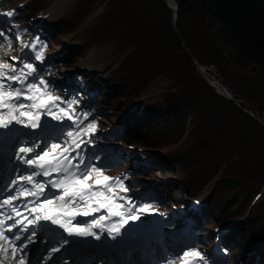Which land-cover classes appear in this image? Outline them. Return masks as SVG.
Wrapping results in <instances>:
<instances>
[{
  "label": "rangeland",
  "instance_id": "obj_1",
  "mask_svg": "<svg viewBox=\"0 0 264 264\" xmlns=\"http://www.w3.org/2000/svg\"><path fill=\"white\" fill-rule=\"evenodd\" d=\"M54 1L30 0L29 7L34 8L35 11H42L41 16L32 21V24H29L28 28H33L30 33L42 35L45 32V26L49 28L59 19L63 20L60 29H64L63 31L71 29L73 32L63 34L61 30L59 33L57 31L53 33V41L50 43L52 52L49 53L51 58L50 61L47 60L45 63L49 70H44L46 66H42L29 82L38 83L42 77L47 81L48 91L54 95L63 97L69 94L68 99L78 101L77 104L73 105L77 113H81L82 107L89 108L91 106L96 110L100 130L97 134L92 135L91 143L86 145L83 151L84 156H90V164L88 165H103L104 168H108L103 174L111 176L121 175L123 173L120 172H125L126 168L130 169L129 165L132 160L148 162L146 166L130 169V172H128L130 177L125 181L128 187L127 193L117 192L118 188H115L114 192L130 199L136 192L145 188L147 191L144 194L141 193L140 197L145 195L148 200H157L166 209L181 205L183 209L185 206L188 207L190 204L189 199L185 198L176 203L170 199L171 194L180 195L184 190L192 193L195 192L197 187L203 185L197 191V196L204 199L211 194L209 199L213 216L210 219L214 221L213 225L219 224L216 225L215 229L217 230L225 222L229 221V224L231 220L233 223L238 222L236 230H239V234L242 236L230 239V245L235 251L237 250L234 242L238 239L243 238L249 245L252 242L264 241V196L262 195L256 202L252 201L249 204L253 183L264 177V125L248 113L249 111L253 115L264 119V88L260 87L259 84V69L257 67L254 70L245 68L237 72L234 65L225 62L220 57L218 59L219 64L202 62L199 60V56L203 55L209 58L214 55L216 50L220 51L218 39H215V49L212 44L206 42L204 34L201 32L200 23L202 24V22L189 15L188 20L183 22L182 30H187L190 44L193 47V50H191L181 36L177 22L175 26L173 25L171 12L170 17H168L166 12L159 8L153 0H122L123 2L128 1V12L125 19L118 17L122 13L121 3L115 4L118 0H67L47 19L42 20L43 14L48 11ZM166 1L173 6L172 0ZM107 3H109L108 7L115 8L111 10L112 18L103 22L104 12L102 10H104ZM91 5H95L94 10L88 13ZM102 5L103 8L99 9ZM166 8L170 11L167 6ZM12 11L13 9L0 11V31L13 44L12 48L8 49L5 46L2 48L0 60L9 61L12 57H19L21 53H26L24 52L26 48L30 50L29 58L32 54V50L29 47H24L21 41L20 44H17L18 41L15 39L16 27L9 21V16L5 15ZM129 13L132 16L131 19ZM114 15H117V18L113 17ZM125 21H129L131 24L129 28L125 26ZM0 40H2L1 37ZM34 42L35 40H30L25 45H31ZM142 42L144 45L136 50ZM16 44L18 47H16ZM72 48H78L76 52L79 58H73L71 67H64L59 61L57 63L55 59L52 60L55 54L54 51L61 49L56 54L59 57L60 55L65 56ZM190 53L201 63L199 64V70L208 76L213 86L198 71L190 57ZM132 54H134L132 57L126 59L127 55ZM3 55H9V57L5 58ZM24 56L27 58L26 54L21 55V57ZM33 58L27 59V62L30 61L35 65L37 61ZM209 65H213L216 72ZM78 72L82 75L86 72L95 73L96 77L93 80V85L100 83L101 79H105L102 85L108 82L111 87H114L119 79L120 84L118 86L121 85V89L126 94L120 98L112 97L111 106H109L111 110L105 111L101 108V104L110 95V91L103 88L96 99L93 101L92 98L91 100V96L86 91L80 90L77 82L73 80V74ZM120 79H122L121 82ZM198 80H203L205 84L213 89L214 94L218 95L220 93L228 98L242 99L236 105L233 101L226 100L219 94V97L230 102L236 109L249 117H241L237 111H232L230 105L223 101L220 103L216 100L217 102L213 101L206 104L208 105L207 109L209 108L208 112H205L208 118L214 119L211 114L213 109L214 111L218 109L220 122L218 125L213 124L215 119L210 120L211 123L207 126L208 130L215 131V133L208 132L209 140L218 142H215V152L210 149V156L205 159L203 166L213 168L216 162H219L221 158L219 155L223 152V147H221L223 139L227 141H234L235 138L239 139L244 141L247 148L244 149L246 153L242 156V159L238 157L233 162L227 160L223 163L227 168L226 176L219 180L221 172L219 171L210 181L202 182L207 177L205 172L207 168L196 171L193 168L185 170L182 167V158L179 156L188 152L185 157H182L184 160L192 161L195 158L201 159L205 153L198 147L199 139L195 144L193 135L190 133L197 123L195 115L190 111L186 112L185 122L179 127L172 126V124L168 127L165 125L159 126L151 139L156 143L155 148H140L138 145H135V147L133 145L131 146L133 152L129 149L118 151L121 144L116 136L121 124L124 125L126 121L127 123L128 121L133 123L151 112L159 113L168 108L170 109L167 112H172L173 107L171 106L178 101L175 96L179 88ZM224 84L228 86L229 90ZM236 92L239 93L238 96L235 95ZM181 104L185 103L181 101ZM116 106L120 108L118 112L114 110ZM198 107L205 111L202 105ZM183 108L185 111L186 106L183 105ZM128 114H130V118L127 117ZM229 114L236 118L239 115L238 125L234 126L233 124L232 127L237 132V137L231 135L229 128L225 126L226 120L230 119ZM202 123L207 122L203 120ZM69 126L63 127L61 132H56L51 138V143L57 139L63 141L64 134H66ZM219 132L222 134L220 135ZM35 140H37V136L33 138V141ZM99 142H107L109 146L97 145L96 143ZM156 155L161 158L159 160L155 159ZM244 158L245 160H243ZM242 160L244 161L243 166ZM152 162L161 165L159 168L164 170H155L156 165L150 168ZM96 178V174H93V180ZM99 178L102 179V177ZM166 182L173 183L169 186ZM263 190L264 185L261 187V191ZM97 192L104 193V195L98 194L96 196V199L101 202L105 201V196L109 200L113 197V192H106L104 188L97 189ZM147 204L152 206L151 203ZM137 205H143V203L140 202ZM158 221L159 217L156 215H145L141 221L136 222L138 226H142L138 234L139 240L145 244L148 251L153 249L154 237L160 229L159 225L162 224L161 222L157 225ZM194 226L197 225L194 223ZM197 228L198 232L202 234V227L198 226ZM175 231L183 240L184 249L194 247L202 252L204 261L201 264H207L209 258L213 259L212 252L215 245L209 243L205 236H190L185 228H176ZM143 235L147 237V240L143 239ZM46 239L44 237L38 239L37 242L45 244ZM164 246L169 248L172 253L177 251L178 248L176 242L170 245L169 240L165 241ZM69 255L73 257L69 260L67 258L69 264H104L102 258L96 259L85 256L80 254L78 250L72 249V253H69ZM219 255L221 257V250ZM129 257H131L130 253ZM178 262L183 264L180 256H178ZM256 262L253 261L251 264H259Z\"/></svg>",
  "mask_w": 264,
  "mask_h": 264
},
{
  "label": "snow or ice",
  "instance_id": "obj_2",
  "mask_svg": "<svg viewBox=\"0 0 264 264\" xmlns=\"http://www.w3.org/2000/svg\"><path fill=\"white\" fill-rule=\"evenodd\" d=\"M3 36L0 31V37ZM8 47L11 48V41ZM24 47L35 53V61H42L43 54L36 43ZM11 59L19 66L0 62V129L11 131L14 124L37 129L41 127L42 116L49 115L62 123L70 121L74 130L67 131L62 142L57 139L32 146L19 143L14 148L15 160L30 171L0 185V257L10 255L14 264H32L29 252L35 250L33 246L38 239L47 237L45 252L38 264H68L66 259L56 257L74 242L68 237L100 241L106 233V238L116 240L129 224L156 213L150 204L137 205L127 196L116 194L117 187L127 192L121 178L104 175L96 164L85 163L83 148L91 143L97 125L88 123L81 127L87 113H77L73 105L78 101L54 95L48 91L47 81L42 77L38 83L29 82L36 71L34 64L19 57ZM33 90L41 95H33ZM93 174L97 176L94 180ZM99 188L113 192L111 200L105 196V202H93V197L104 195L97 192ZM49 190L52 195H48ZM79 218L91 219L81 223ZM109 220L114 223L108 224ZM56 230L60 235L53 240L48 233ZM184 258L192 259L185 261ZM180 259L183 264H201L204 255L193 247L184 251ZM0 264H3L2 259Z\"/></svg>",
  "mask_w": 264,
  "mask_h": 264
},
{
  "label": "trees",
  "instance_id": "obj_3",
  "mask_svg": "<svg viewBox=\"0 0 264 264\" xmlns=\"http://www.w3.org/2000/svg\"><path fill=\"white\" fill-rule=\"evenodd\" d=\"M153 1H155L158 4V7L161 8L164 12H166V15H168V17H170V11L166 8V5L161 0ZM176 1L178 3L177 26L181 31V36L183 37L186 44L191 48V50H193V47L190 44L191 41L187 35V30H182L183 22L188 20L189 15H191V17H196L202 22V24L200 23L201 32L204 34L206 42L212 44L215 49V39H218L220 51L216 50L214 55L209 58L201 55L199 56V60H201L202 62L219 64L218 59L220 57L223 58L225 62L234 65V68L237 72H240L242 69L245 68H251L252 70H254L257 67L259 69V84L261 85L260 87L264 88V0ZM119 2L121 3L122 13H120L118 17L125 19V16L128 12V1L123 2L122 0H118L115 4H118ZM29 5L30 0H23L21 2L20 0H0V8L2 7L4 10L14 9L12 11L13 15L9 18L10 21L18 24L19 31L21 32L20 36H22L24 39H27L31 35L30 32L32 29L28 28L29 24H32V20L39 18L42 13V11L40 10L35 11V9L29 7ZM94 6L91 5L88 13L94 10ZM108 6L109 3H107L104 10H102L104 12V15L102 17L103 22L112 18L111 10L115 7L112 8ZM113 17L117 18V15H114ZM131 18L132 16L130 15V19ZM62 21L63 20L59 19L57 22H54L53 25L49 28L45 26V32L42 35H39L36 45L37 49L41 50L43 55L45 53L52 52L50 48V43L53 41V33H55V31L59 33L62 30L63 34H70L71 32H73L71 31V29L68 31H63L64 29H60V24ZM125 26L127 28L131 26L129 21H125ZM142 45H144L143 42L136 48V50L141 48ZM73 49L74 48L70 49L65 56L60 55L58 57V55H55L53 59H55L57 63L59 61L64 67H71V62L73 58H79L76 52L78 48L74 50ZM133 55L134 54L130 56L127 55L126 59L132 57ZM95 75V73L91 72H86L83 75L78 72L73 74V80L77 82L80 90L86 91L91 96L93 94V101L96 99L97 95L101 93V91H103V88H106L108 91H110V95L107 97V99H104L103 103L101 104L102 109H104L105 111H110L111 109L109 106H111L110 102L112 97L120 98L125 96L126 93L121 89V85L118 86L120 84L119 79L114 87H111L108 82H105L104 85H102V82H104L105 79H101L100 83L93 85V80L96 77ZM121 81L122 79H120V82ZM238 94L239 93L236 92L235 95L238 96ZM175 97H177L178 101L174 103L176 105L173 104L171 106L173 107V109H171L172 112H167L170 109L168 108L167 110H163L159 113L151 112L149 113V115L142 116L141 119H139L138 121H134L133 123H130V121H128L127 123L126 121L124 125L121 124L119 126L116 139L126 145H138L140 148H155L156 143L151 141V139L154 137L153 133L158 130L159 126L165 125L168 127L172 124V126L179 127L185 122L187 114L186 112L190 111L195 115V118L197 120V123L193 126L190 133L191 135H193L195 144L198 142L199 139L198 147L205 151V153L201 159L195 158L192 161H189L187 159L184 160L182 157H185L186 154H188V152H186L185 154L179 156L182 158L181 164L185 170L193 168V170L197 171L202 170V168H207L203 166V162H205V159L210 156V149L215 152V142H218L209 140L208 132L215 133V131L208 130L207 126L211 123L210 120L214 119L215 120L213 121V124H218L220 122V113H218V109H216L215 111L213 109V113L211 115L214 119L208 118L205 112H208L209 108L207 109L208 105L206 104L216 100L220 103L221 101H223L224 103L230 105V109L232 111H237L241 117H249L243 114L239 109H236L233 104L226 101L227 99L223 100L221 97H219V94H214L213 89L210 88L207 84H205L203 80L191 82L190 85L186 84L185 86L180 87ZM181 101L185 104H181ZM183 105L186 106L185 111ZM200 105L204 107L205 111H203L201 107H198ZM89 108H91V106ZM119 109L120 108L116 106L114 110L118 112ZM162 112L167 113L163 114ZM229 116L230 119L226 120L225 126L226 128H229L231 135H235V137H237V132H235L232 127L233 124L234 126L238 125V116L237 118L235 116H231L230 114ZM87 117V124H95L96 122H98V114L96 110L93 109V107L91 111L87 114ZM203 120H206L207 123L203 124ZM219 134L221 135L222 133L219 132ZM229 141L223 139V143L221 145V147H223V152L219 155V157L221 158L219 159L218 163L216 162L213 168H207L205 170L207 177L202 182L210 181L217 175L219 171H221L219 174V180H221L227 174V168L223 163H225V161L227 160H231L233 162L238 157H241L242 159V156L246 153V151L244 150L246 148L244 141H241L236 138L234 139V141ZM243 160H245V158ZM243 160L242 166L244 162ZM153 163L154 162L150 164V168L156 165ZM159 167H161V165H156L155 170H164L163 168ZM166 183L170 186L173 182ZM263 185L264 177L253 183L251 187L252 195L249 199V204L252 201L256 202L262 195L264 196V190L261 191V187ZM202 186L197 187L195 189V192L192 193L188 192L187 190H184V192L180 193V195L171 194L172 196H170V199L176 203H178L179 201L181 202L185 198L192 199L193 197L197 196V191H199ZM210 195L211 194L206 196L201 201L194 213L186 212L183 217L190 215L193 221L195 222V225H197L196 227H202L201 235L205 236L209 243H215V241L219 238L220 248L224 253V260L222 259L221 264H251L253 263V261H257L259 264H262V262H264V241L261 240L257 242H252V244L249 245V243L243 240V238L238 239V241L234 242L237 250L235 251L234 248L230 245V239H232L233 237L242 236L239 234V230H236V225L238 222H234L233 224H231L222 233H220V230L226 224H228L229 221L223 223L221 226L218 227L217 230L215 229L216 225L219 224L213 225L214 221L210 219L213 216V211L210 207ZM175 220L176 224H181V219Z\"/></svg>",
  "mask_w": 264,
  "mask_h": 264
},
{
  "label": "bare ground",
  "instance_id": "obj_4",
  "mask_svg": "<svg viewBox=\"0 0 264 264\" xmlns=\"http://www.w3.org/2000/svg\"><path fill=\"white\" fill-rule=\"evenodd\" d=\"M58 1V2H57ZM67 0H55L54 2H53V4L54 3H56V4H52L53 5V7H52V5L49 7V9H48V11H45V13L43 14V18H42V20H45V19H47V17H49L56 9H58L59 7H61L62 6V4H64L65 2H66ZM173 1V5H175L174 4V0H172ZM0 9H3L2 7L0 8ZM35 20V19H34ZM34 20H32V21H34ZM34 24V23H33ZM31 39H29V41H30ZM62 49V48H61ZM60 49V50H61ZM17 57V56H16ZM45 57H48V55L46 54L45 55ZM19 58H21L24 62H27V58L24 56V57H19ZM30 62V61H29ZM8 63H10V64H17V66H19V64H18V62L17 61H13V60H11L10 62H8ZM85 63V62H84ZM81 69V68H80ZM30 78V77H29ZM81 85V84H80ZM14 87H19V85H13ZM33 95H36V96H40L41 94L40 93H37L35 90H33ZM56 96H58V95H56ZM228 96V95H227ZM60 97V96H59ZM43 97H41V99H42ZM63 100H65V98H63V97H61ZM24 103H28V101H23ZM63 106V105H62ZM74 107V106H73ZM75 108V107H74ZM129 115L130 114H128V116L127 117H129ZM51 118V116H49V115H43L42 116V119H41V121L43 122V121H45L46 120V118ZM57 121V123H58V125L59 126H63V125H66L67 123H69L70 121H67V120H65V121H63V123L61 122V121H59V120H56ZM0 132H8V130H2V129H0ZM37 136V134L36 133H32V134H30L28 137H27V142H33V138L34 137H36ZM0 138H1V135H0ZM133 152V151H132ZM146 154V153H145ZM155 159H159V156H157L156 155V157H155ZM95 200H97L96 199V196L95 197H93V202L95 201ZM201 203V202H200ZM204 204V203H203ZM198 211V210H197ZM198 214V213H197ZM176 221V220H175ZM201 221V220H200ZM108 224H112V223H114V220H109L108 222H107ZM184 228V227H183ZM49 235H52V234H50L49 233ZM105 235H106V233H105ZM222 238V237H221ZM34 248H35V250L34 251H30L29 252V256L31 257V259L32 260H35V257L33 256V253H40V250H43V252H45V247H40L39 246V244L37 243V245L36 246H33ZM227 251V250H226ZM58 254V253H57ZM57 254H56V257H58L59 258V260H67V257H66V253L64 252V251H62V252H60V256H57ZM224 260V259H223ZM257 260V259H256ZM244 261V260H243ZM242 261V262H243ZM257 263V262H256ZM38 264V263H37Z\"/></svg>",
  "mask_w": 264,
  "mask_h": 264
},
{
  "label": "water",
  "instance_id": "obj_5",
  "mask_svg": "<svg viewBox=\"0 0 264 264\" xmlns=\"http://www.w3.org/2000/svg\"><path fill=\"white\" fill-rule=\"evenodd\" d=\"M164 3H165V5L170 9V12H171V19H172V23H173V25L175 26V24H176V22H177V19H178V3L175 1V5H173V6H171V5H169V3L166 1V0H162ZM103 8V5L99 8V9H102ZM190 57L192 58V60H193V62H194V64L196 65V67H197V69H198V71L203 75V77L207 80V82L210 84V85H212L211 83H210V80H209V78H208V76H206L203 72H201L199 69V64H201L191 53H190ZM209 66H211L213 69H214V71L216 72V69H215V67L213 66V65H209ZM217 76V75H216ZM218 78H219V76H218ZM221 80V79H220ZM222 81V80H221ZM224 83V82H223ZM213 86V85H212ZM224 86H226L227 87V89L229 90V88H228V86L227 85H225L224 84ZM218 92V91H217ZM219 93V92H218ZM220 94V93H219ZM220 95H222L224 98H226V99H228V100H230V101H233L236 105H238L241 101H242V99H235V98H228V97H226L225 95H223V94H220ZM248 111V110H247ZM248 113H249V115L250 116H252V117H254L256 120H258L261 124H263L264 125V119L263 118H260V117H258V116H255V115H253V113H251V112H249L248 111ZM199 197H196V199H198ZM198 204V203H197ZM233 223V221H231L229 224H232ZM228 224V225H229ZM227 225V226H228ZM226 226V227H227Z\"/></svg>",
  "mask_w": 264,
  "mask_h": 264
}]
</instances>
